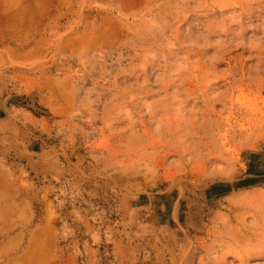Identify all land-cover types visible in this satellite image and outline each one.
<instances>
[{
  "label": "rangeland",
  "instance_id": "obj_1",
  "mask_svg": "<svg viewBox=\"0 0 264 264\" xmlns=\"http://www.w3.org/2000/svg\"><path fill=\"white\" fill-rule=\"evenodd\" d=\"M0 264H264V0H0Z\"/></svg>",
  "mask_w": 264,
  "mask_h": 264
},
{
  "label": "bare ground",
  "instance_id": "obj_2",
  "mask_svg": "<svg viewBox=\"0 0 264 264\" xmlns=\"http://www.w3.org/2000/svg\"><path fill=\"white\" fill-rule=\"evenodd\" d=\"M51 234H52V232H51ZM44 235H45V234H44ZM45 236H46V235H45ZM47 240H48V239H47ZM38 241H39V240H38ZM29 249H30V248H29ZM29 249H28V250H29ZM50 249H51V248H50ZM32 250H33V249H32ZM22 258H23V257H22Z\"/></svg>",
  "mask_w": 264,
  "mask_h": 264
}]
</instances>
